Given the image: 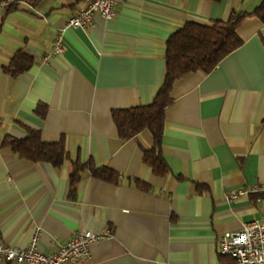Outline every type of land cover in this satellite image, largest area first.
<instances>
[{
    "label": "crops",
    "instance_id": "0c3cea01",
    "mask_svg": "<svg viewBox=\"0 0 264 264\" xmlns=\"http://www.w3.org/2000/svg\"><path fill=\"white\" fill-rule=\"evenodd\" d=\"M90 1L10 0L16 8L7 14L0 1V243L26 247L40 226L39 245L52 252L90 229L110 235L78 264H222L230 256L221 236L264 221V193L229 198L264 181L263 21L247 15L238 29L242 46L212 71L175 81L162 139L167 175L144 162L151 131L122 139L113 109L154 100L166 76L167 40L180 27L228 20L235 7L251 11L261 0H123L111 18L96 13L90 25L66 27ZM58 38L64 55L53 53ZM20 48L34 61L12 76L5 67ZM40 103L45 117L36 112ZM26 126L45 141L64 136L69 160L35 162L2 145L6 134L26 137ZM91 159L120 180L87 169L71 198L73 162Z\"/></svg>",
    "mask_w": 264,
    "mask_h": 264
},
{
    "label": "trees",
    "instance_id": "16d2710c",
    "mask_svg": "<svg viewBox=\"0 0 264 264\" xmlns=\"http://www.w3.org/2000/svg\"><path fill=\"white\" fill-rule=\"evenodd\" d=\"M0 1L5 3L6 14L16 8V5L10 0ZM247 15H257L264 23V0H261V3L251 11L235 7L228 20L216 19L211 24L187 22L167 40L166 76L154 100L148 104L113 109V118L122 139H131L145 129L151 131L154 144L144 150V162L151 166L157 175L165 176L170 172V167L162 152V139L165 129V111L166 107L174 100L172 88L175 81L191 71L199 69L205 72L212 71L223 58L242 46L245 40L238 29ZM4 16L0 15V31ZM33 61V55L24 48H20L5 70L8 74L17 76L28 70ZM47 110L48 106L40 103L36 112L45 117ZM25 128L27 130L26 137L6 134L2 145L11 147L21 157L29 158L35 162L46 161L54 166H61L69 160L70 156L64 136L57 141H45L42 139L40 130L29 126ZM87 169L98 178L111 182L120 180L119 172L107 166H98L93 159L89 161L76 160L73 162L70 172L71 198L76 197L78 184L82 179L83 172ZM135 181L143 189L150 187L147 182L139 179ZM198 186L200 190L206 187L203 184ZM222 260L224 261L222 264H234L231 256Z\"/></svg>",
    "mask_w": 264,
    "mask_h": 264
},
{
    "label": "built area",
    "instance_id": "2783aa9c",
    "mask_svg": "<svg viewBox=\"0 0 264 264\" xmlns=\"http://www.w3.org/2000/svg\"><path fill=\"white\" fill-rule=\"evenodd\" d=\"M123 0H92L77 13L68 16L66 27H84L94 21L100 13L111 18L118 12ZM2 4L0 3V7ZM66 45L58 38L54 54L64 55ZM264 193V181L255 182L248 188L231 192L229 198L235 200L241 194ZM110 235L109 231L84 229L74 232L67 240L60 241L56 250L45 252L39 245L41 228L38 226L26 247H14L0 243V259L20 264H78L91 255V244ZM220 248L233 258L234 264H264V221L251 220L244 223L240 230L228 231L220 238Z\"/></svg>",
    "mask_w": 264,
    "mask_h": 264
}]
</instances>
